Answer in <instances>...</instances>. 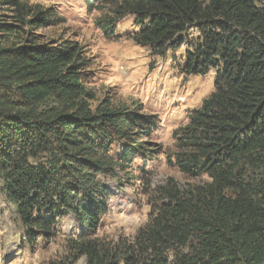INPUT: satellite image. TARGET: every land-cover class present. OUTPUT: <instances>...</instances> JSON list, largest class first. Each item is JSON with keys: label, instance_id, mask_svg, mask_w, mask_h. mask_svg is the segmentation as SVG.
Listing matches in <instances>:
<instances>
[{"label": "trees", "instance_id": "trees-1", "mask_svg": "<svg viewBox=\"0 0 264 264\" xmlns=\"http://www.w3.org/2000/svg\"><path fill=\"white\" fill-rule=\"evenodd\" d=\"M6 1L15 7V22L36 29L51 22L44 10L21 0ZM88 1L90 8L95 2L102 4L100 11L107 8V19L98 23L107 36H114L120 19L134 16L139 30L132 38L153 46L156 54L176 50L189 28L201 31L187 51L183 70L206 74L215 69V90L175 137L180 170L210 180L187 191L164 187V202L134 245L101 251L97 240L86 235L106 210L108 191L101 176L115 177L117 169L126 171L135 157L145 156V138L156 122L151 115L125 108L93 109L82 47L40 44L32 36L22 45L0 48V86L16 89L8 109L0 98V179L21 221L49 233L63 212L75 215L88 227L71 240L86 264H263L264 4ZM15 28L0 21L1 32ZM52 97L59 107L39 111ZM114 136L126 142L109 155ZM40 155L48 156L46 161L37 162ZM47 264L73 263L55 259Z\"/></svg>", "mask_w": 264, "mask_h": 264}, {"label": "rangeland", "instance_id": "rangeland-1", "mask_svg": "<svg viewBox=\"0 0 264 264\" xmlns=\"http://www.w3.org/2000/svg\"><path fill=\"white\" fill-rule=\"evenodd\" d=\"M21 3L44 10L51 22L38 29L15 22V7L0 0V21H9L16 27L13 32L0 31V48L22 45L32 36L39 38L40 44L59 47L77 43L89 63L85 82L94 97L91 107L125 108L151 115L156 122L145 138V156L135 157L126 171L117 169L115 177L101 176L108 191L106 210L101 213L96 229L86 235L97 240L101 251L118 252L134 245L140 230L156 216L164 202V187L175 185L187 191L210 180L206 175L192 177L180 170L175 132L189 122L190 114L215 90L217 71L188 74L183 70L187 51L201 37L198 27L189 28L183 34L185 42L162 55L156 54L153 46L132 38L131 34L139 30L132 15L120 19L114 36H107L98 25L107 19L104 17L107 8L103 12L98 9L102 4L95 2L90 8L88 0H21ZM259 4H264V0H259ZM15 90L0 86L2 107L8 109L11 99H16ZM58 107L52 97L41 104L39 111L51 113ZM125 142L126 139L114 136L108 154L119 151ZM47 157L40 155L36 161L42 163ZM87 229L75 215L64 212L49 233L29 229L7 197L4 181L0 179V264H47L55 259L86 264V256L74 251L71 240L79 239Z\"/></svg>", "mask_w": 264, "mask_h": 264}]
</instances>
